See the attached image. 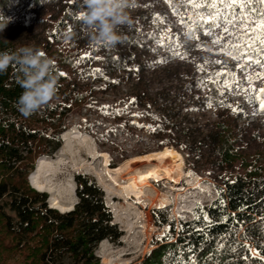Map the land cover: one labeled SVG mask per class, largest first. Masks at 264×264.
<instances>
[{
    "label": "trees",
    "instance_id": "1",
    "mask_svg": "<svg viewBox=\"0 0 264 264\" xmlns=\"http://www.w3.org/2000/svg\"><path fill=\"white\" fill-rule=\"evenodd\" d=\"M51 1L54 5L49 10L44 8V0H0V10L17 3L42 10L39 17L38 11L30 8L26 13L30 21L37 20L38 31L27 27L26 18L21 37L0 38V52H15L21 46L40 49L52 61L51 72L57 82L50 104L25 118L15 107L23 91L16 82L15 65L0 73V256L18 257L22 264H98L93 255L97 246L102 241L115 244L122 237L92 177L73 175L77 204L65 213L49 209L46 195L31 189L26 180L37 159L51 157L60 149L67 116L74 109L88 108L87 101L96 96L111 95L116 102L113 107L127 103L139 111V116L131 120L113 112L105 121L126 132L143 133L152 147L147 145L143 150L144 145L138 141L126 150L94 138L100 148L108 145L112 148L108 152L116 155L110 167L128 155L140 156L166 147L178 151L190 164L189 158L199 160L208 145L207 154L212 159L209 166L226 171L239 163L240 168L239 172L225 173L215 185L216 194L217 189L222 190L220 195L199 209L196 206L189 221L176 224L168 221L163 210H152L153 226L167 227L163 235L167 232L171 239L154 237L153 249L141 264H177L178 257L187 261L192 252L198 264H262L259 257L246 261L244 257L251 253L241 247L246 244L264 257V151L240 146L242 134L251 125L246 129L236 126L237 117L221 106L219 92L212 83L207 84V93L202 96L189 87L190 83L185 87L189 71L180 70L171 77L170 68L162 71L159 63L154 62L153 69L143 66L142 51L149 50L137 42L141 25L137 27L136 20L145 17L136 16L130 26H121L123 40L114 48L90 47L80 20L73 18L80 10V0ZM81 58L85 59L76 64ZM95 69L103 74L94 76ZM148 70L152 73L146 76ZM61 72L65 75L60 76ZM153 73L161 78L169 75L170 80L175 78L171 83H179L166 93L152 96L148 85L154 83ZM210 96L214 97L212 107L206 104ZM208 111L215 117L213 121ZM193 213L201 218L196 219ZM204 213L211 218L210 225ZM220 243L224 247L219 248ZM190 246L192 252L188 251Z\"/></svg>",
    "mask_w": 264,
    "mask_h": 264
},
{
    "label": "rangeland",
    "instance_id": "2",
    "mask_svg": "<svg viewBox=\"0 0 264 264\" xmlns=\"http://www.w3.org/2000/svg\"><path fill=\"white\" fill-rule=\"evenodd\" d=\"M44 1L45 9L48 8L50 10L53 8L54 4L51 0ZM134 5L135 6H130L128 9L132 20H134V17L136 16L138 18L145 17L142 18L141 21L136 20V26L138 27V25H141L139 35L137 36L139 37L137 42L141 44L143 43L149 50L148 53L145 50L142 51L144 55L142 58L143 66L148 69H153L154 62L169 57L166 63H159L161 64L160 69L163 71L164 69L170 68V76L171 74L176 75L180 70L189 71L190 75L185 87L187 88V85L190 83L189 87H193V89L197 90L202 96L207 93V84L212 83L218 90L222 103L228 105L227 107L223 106V108L227 109L233 116L237 117L238 121L236 122V126L238 125V127L246 129L248 125H251L247 131L242 134L243 138L241 141H243V144L240 146H242V148L250 146L247 148H258L259 150L264 151V115H253L256 105H249L246 102V97L250 94L248 91L237 92L234 90L237 81H244L245 83L243 86L245 89H264V79H258L253 84H248L246 82L247 78L254 75L255 71L258 69L249 67L246 72L242 71V66L247 67L245 60L241 59L237 61L231 59L229 56L223 55L220 47L214 45L212 43V38L208 35L201 33L198 40L188 39L184 35V30L178 22L177 16L173 14L172 9L165 0H134ZM177 6L179 7V0H177ZM29 8L30 10L32 9L31 11L33 12L38 11L35 7H29L20 3L0 10V25H5L4 29L0 31L1 39L16 40L21 37L22 25L28 17L26 16V13ZM41 11L42 10L37 12L38 17L41 15L39 13ZM157 15L163 18L164 23H159L154 19ZM48 16H45L44 18L47 20ZM144 19H147V21H143ZM26 22L28 28L38 31L37 27L39 26V23H36L37 20L30 21V19L27 18ZM150 34H155L157 39L173 35L178 37V41L183 44V47H180L177 51L180 53H187V57L185 59L170 58L171 54L169 51L163 47H159L153 39H150ZM215 34L219 36L221 34L220 30L217 29ZM224 39L228 40L229 37L225 36ZM217 61L221 63H217ZM225 65L227 67H225ZM198 66H203L204 70L199 71ZM229 72L232 73V76L227 75ZM151 73L152 72L148 70L146 76ZM153 75L156 76L152 78L154 79V83L148 85L150 86L149 94L152 96L161 91H165L166 93L169 89L173 88L175 83H179H171L175 78H172V80H170V78L175 75L171 77L167 75L169 78L166 76L161 78L159 73H153ZM233 77L235 79H233ZM184 80L186 79H183V81ZM202 80H204L205 83H198ZM224 81L231 83L233 88L231 90L226 88L223 83ZM171 92H173V90H171ZM115 104L114 97L111 95L96 96V98H92L87 101L86 105H88V108L74 109L67 116L65 122L67 127L66 132L73 129L79 132V136L72 133H69L70 136H68L70 144L78 151V154L74 158L77 163L79 160L87 161V156L81 148L80 136H87L91 140L96 152L107 153L109 158L107 168L103 166L100 158L95 161L88 160L87 163H90V167L100 175L105 189L114 194L112 204L115 208L118 223L113 224H115L119 231L122 232V237L115 244L109 242H105L103 246L99 244L93 253L94 257L97 258L98 264H141L143 257L153 249L151 240L154 237H161L167 227L157 229L153 226L151 211L158 209L149 206L147 201L140 204L135 200L126 202L121 198V192L123 193L121 188L122 186H126V178L123 176V173L117 174L112 172V170L117 168L118 165L128 161V159L143 157L151 153L160 152L163 149L160 151L151 150L140 156L128 155L125 160L110 167L111 161L117 159L116 155L108 152L112 149L108 145H105V148H100V143L105 144L107 142L108 144L121 145L122 148L126 150L132 149L137 145L138 141L139 145H144L142 148L143 150H145V146L147 145V147H152L149 137L145 138L143 133L126 132L121 129V126L116 124L112 125L105 121L113 114V112L119 114L120 117H128L131 120H134L135 115H138L139 113L138 110L133 109L127 103L121 102L118 103L119 107H113ZM234 108L238 109V111L234 112ZM100 111H102V114ZM209 111L208 113L210 114ZM209 118L211 121L215 119L211 114ZM82 129L89 130L93 135L85 133ZM94 138L99 139V145H97ZM61 139L62 136H60V140ZM167 148L173 149L172 147ZM173 150L176 151L175 149ZM208 150V145H206L203 148V151L206 152L205 155L199 158V160L195 159L194 161L189 158L188 162L190 164H187L184 156L176 151L180 154L184 162L182 168V175L184 176L181 177L180 181L176 184L166 183L165 181L151 183L156 191L170 198L171 206L166 209H159L163 210L168 215V221H174L176 224L189 221L192 218V210L197 205H207L216 198L217 194L215 191V185L216 183H219V180L225 175V173L239 172V163H235L234 167L226 171L219 170L218 167L209 166L208 164H210L209 162H211L212 159L210 155L207 154ZM56 153L51 157H48V160L44 162L39 175H42L43 179L46 180L55 191L58 189L59 194H56V196L58 197L59 202L64 203L65 199L68 198L70 191V184H68L66 180L70 177L73 178V175L76 173H83L71 169L72 158L69 154L67 155L66 151L62 153V161L60 158H57ZM38 160L39 159L34 162L33 170L29 172L26 178L29 187L28 179L30 178V175L35 172ZM138 165H140V163L134 164V166ZM92 178L96 183L95 178ZM194 178L197 179V185L195 189H191L189 184L194 181ZM171 188L180 191H171ZM101 191L103 190L101 189ZM43 194L46 195V205L49 208V195L46 193ZM148 195H151L150 191H146V196L148 197ZM104 205H106L105 202ZM189 207H191V209H188ZM109 211L111 212L113 221V213L110 209ZM0 264H22V260L18 257L10 258L9 255L5 254L0 256Z\"/></svg>",
    "mask_w": 264,
    "mask_h": 264
},
{
    "label": "snow or ice",
    "instance_id": "3",
    "mask_svg": "<svg viewBox=\"0 0 264 264\" xmlns=\"http://www.w3.org/2000/svg\"><path fill=\"white\" fill-rule=\"evenodd\" d=\"M165 2L172 9L173 14L177 16V20L184 30V35L188 39L198 40L201 33L210 36L212 43L220 47L223 55L237 61L245 60L247 67L242 66V71L246 72L249 67L258 69L254 75L247 78L246 82L248 84H253L258 79H264V0H179V7L177 6V0H165ZM73 18L79 20L77 15ZM154 19L159 23H164L163 18L159 15ZM217 29L221 33L219 36L215 34ZM225 36L229 39L225 40ZM149 38L153 39L159 47L169 51L170 58L185 59L187 57V53L177 51L180 47H183V44L178 41V37L173 35L157 39L155 34H150ZM168 58L156 61V63H166ZM84 59L81 58L75 63L79 64ZM97 59H100V57H97ZM217 63L221 62L217 61ZM225 67L227 66L225 65ZM198 70L203 71V66H198ZM92 74L95 76L103 73L101 69H95ZM59 75L64 76L65 73L61 72ZM227 75L232 76V73L229 72ZM233 79L235 78L233 77ZM198 83H205V81L202 80ZM223 83L226 88L230 90L233 88L231 83L227 81ZM244 83V81H237L234 90L237 92L248 91L250 94L246 97V102L249 105H256L253 115H264V89H245ZM213 103L214 97H208L206 100L207 106L212 107ZM221 106L227 107L228 105L221 102ZM233 111L236 112L238 109L234 108ZM221 191V189H217V195H220ZM220 203L222 204L223 201L221 200ZM197 208L199 209L200 206L197 205ZM193 215L196 219L201 218L197 213H193ZM203 216L210 225L212 223L211 218L206 213ZM181 229L183 230V226H181ZM198 231L203 233L204 229H198ZM158 239H171V236L165 232ZM218 247L222 248L224 244L220 243ZM241 247L251 253V255L244 257L246 261L253 257H259L262 264H264V257L260 256L259 251L249 248L246 244L241 245ZM235 250V247H233L232 251ZM188 251L192 252L191 246ZM181 252H183V249H181ZM194 257V252L187 261H184L182 257H178L177 264H198Z\"/></svg>",
    "mask_w": 264,
    "mask_h": 264
},
{
    "label": "bare ground",
    "instance_id": "4",
    "mask_svg": "<svg viewBox=\"0 0 264 264\" xmlns=\"http://www.w3.org/2000/svg\"><path fill=\"white\" fill-rule=\"evenodd\" d=\"M69 133L77 134L79 136V132H77V130L75 129L63 133L61 135V147L56 153L57 158H60V160L62 161V153L66 151L67 155L69 154L72 158L71 169L73 171H81L83 174L90 175L95 178L97 185L104 191V202L106 206L113 213V223L117 224L118 220L115 214L114 205L112 204L114 194L110 193L108 190L105 189L100 175L96 173V171L92 169V167H90V163H87L88 160L95 161L96 159L100 158L103 166L107 168L109 164V158L107 153H97L91 140L87 136H80L82 145L81 148L85 152L84 154L87 156V161L79 160V162L77 163L74 158L78 154V151L74 146L70 144L68 140V136H70ZM47 160L48 157H41L38 160L36 170L30 175L29 178L30 186L37 192L46 193L49 195L48 205L50 209H54L59 213L68 212L72 210L73 206L76 204V198L74 195L75 186L73 183V178L70 177L66 180V182L70 184L68 198L65 199L64 203L59 202V199L56 196V194H59L58 189L57 191H55L52 186L48 184L46 180L43 179L42 175H39L42 165ZM136 163H140V165L134 166V164ZM183 166L184 162L180 154L174 151L173 149L166 147L165 149L157 153H151L139 158L128 159V161L122 163L121 165H118L117 168L113 169L112 172L117 174L123 173V176L126 178V186H122L121 188L123 191V193L121 192L120 195L121 198H123L126 202L130 200H135L140 204L147 201V204L149 206H152L153 208H157L159 210L166 209L171 206L170 198L156 191L152 187L151 183L165 181L166 183L176 184L178 181H180L181 177L184 176L182 175ZM193 180V182L189 184L191 186V189H195L197 185V179L194 178ZM170 190L174 191L175 188H171ZM146 191H150L151 195H148L147 197ZM175 191L180 190L177 189ZM188 209H191V207H189ZM105 242L107 241H102L100 245L103 246Z\"/></svg>",
    "mask_w": 264,
    "mask_h": 264
},
{
    "label": "clouds",
    "instance_id": "5",
    "mask_svg": "<svg viewBox=\"0 0 264 264\" xmlns=\"http://www.w3.org/2000/svg\"><path fill=\"white\" fill-rule=\"evenodd\" d=\"M134 0H80L77 16L90 47L112 49L123 40L121 26L131 25L128 11ZM5 25H0V31ZM52 61L38 48L21 46L15 52H0V73L15 65L16 82L23 90L15 107L25 118L41 111L56 94Z\"/></svg>",
    "mask_w": 264,
    "mask_h": 264
},
{
    "label": "water",
    "instance_id": "6",
    "mask_svg": "<svg viewBox=\"0 0 264 264\" xmlns=\"http://www.w3.org/2000/svg\"><path fill=\"white\" fill-rule=\"evenodd\" d=\"M28 180H29V179H28ZM29 185H30V183H29ZM30 187H31V186H30ZM31 189H33V188L31 187ZM102 192H103V191H102ZM76 204H77V203H76ZM76 204H75V205H76ZM105 206H106V205H105ZM106 207H107V206H106ZM107 208H108V207H107Z\"/></svg>",
    "mask_w": 264,
    "mask_h": 264
}]
</instances>
